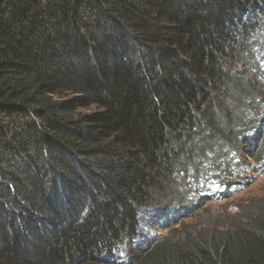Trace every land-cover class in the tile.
<instances>
[{
  "label": "trees",
  "instance_id": "1",
  "mask_svg": "<svg viewBox=\"0 0 264 264\" xmlns=\"http://www.w3.org/2000/svg\"><path fill=\"white\" fill-rule=\"evenodd\" d=\"M262 50L264 0H0V264H264V204L158 234L211 156L263 172Z\"/></svg>",
  "mask_w": 264,
  "mask_h": 264
},
{
  "label": "rangeland",
  "instance_id": "2",
  "mask_svg": "<svg viewBox=\"0 0 264 264\" xmlns=\"http://www.w3.org/2000/svg\"><path fill=\"white\" fill-rule=\"evenodd\" d=\"M255 54L259 67L264 73V50L257 51ZM244 70L239 67V71ZM263 79L264 76L257 77L260 84H264ZM94 110V108L82 109L79 113L84 115ZM259 115L264 119V111H260ZM261 150L262 146L258 149L256 156H260ZM239 154L237 153L238 156ZM222 157V153L211 156L207 161L212 166H204L195 180L187 181L190 194L199 200L193 201L198 206L195 216L183 220L182 225L168 230L159 228L158 234L162 235L161 237L169 235V239L174 240L179 239L182 234H192L191 237H194L232 231L240 224V221L256 215V207L264 204V169L262 173H257L255 170L257 164L248 156L247 158L235 156L232 147L229 152L230 161H225L221 159ZM243 158L248 161L243 165H252V168L247 172L232 169L233 165ZM187 179L188 177L185 178Z\"/></svg>",
  "mask_w": 264,
  "mask_h": 264
}]
</instances>
